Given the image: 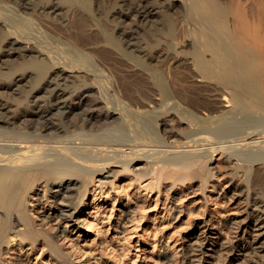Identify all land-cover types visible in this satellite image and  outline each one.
I'll use <instances>...</instances> for the list:
<instances>
[{
    "label": "bare ground",
    "instance_id": "1",
    "mask_svg": "<svg viewBox=\"0 0 264 264\" xmlns=\"http://www.w3.org/2000/svg\"><path fill=\"white\" fill-rule=\"evenodd\" d=\"M111 18L118 45L75 4L0 0V264H264V0ZM121 43L167 84L132 63L113 83Z\"/></svg>",
    "mask_w": 264,
    "mask_h": 264
},
{
    "label": "rangeland",
    "instance_id": "2",
    "mask_svg": "<svg viewBox=\"0 0 264 264\" xmlns=\"http://www.w3.org/2000/svg\"><path fill=\"white\" fill-rule=\"evenodd\" d=\"M44 1H48V0H44ZM61 1L65 2V3L75 4L76 7L79 9V13L87 15V16H91L93 18L94 22L97 24L98 28L101 30V32L103 34V38L106 41H108L111 45H118L120 43L117 40L118 28L115 24L116 22L114 23L112 21V18H111L112 9L119 2V0H102L103 9L100 12L97 10L96 0H61ZM156 37L158 40H156V39L151 40V37H150L152 46L157 45L159 43V41H161L160 43H163L164 47L167 46L166 42H168V38H169V36L167 35V31H165L164 34L159 35V36H154L153 38H156ZM142 40L147 43V41L149 40V35L147 33H143L142 34ZM2 45H3V42L0 44V46L2 47ZM126 47H127L126 45H123L121 43V52L123 51L122 54H124V50L127 51V52H125L126 54H124V56L122 58L125 61H123L122 59H119V60L114 59V60L109 61L110 63L108 62L109 64H107V66L110 68L108 70L109 71L108 75H110V77L113 79L112 80L113 83H115V82H116L115 84L119 83L121 85L120 87H122V88L126 87L127 83L130 82V79H129L130 75H128L129 72L127 70L128 69L127 67L130 66V64L132 63V67L134 66V68L138 69V71L145 70L148 67H149V69L151 68V71L156 74V78H157L156 82H157L158 87H161L164 84H167L168 80H167L166 76L162 74L161 66L160 67L155 66L154 65L155 61H152L151 59L148 60L147 58L142 57V55L139 53H134V52L132 53L131 51H129L130 49H128ZM150 50H151V54H153L155 52L154 51L155 49L151 48ZM90 59H89V61H90ZM112 61H115V62H112ZM98 65H99V63H98ZM135 65H136V67H135ZM108 67H106V73H108V71H107ZM50 71H53V69H51ZM111 78H110V80H111ZM117 78H119V81H117L118 80ZM46 81H47V79H45L42 82V84H45ZM59 82L61 84H63L62 77H60L56 81H53V83H55V84L59 83ZM134 84L139 85V82L137 81ZM117 86H119V85H117ZM14 90L16 91L17 89H15V87H14ZM17 100L18 99H16V98H5V96H3L0 93V102H4L6 105L11 106L10 111L8 112L9 115H12L13 112L16 111ZM34 110H35L34 112L38 113L40 111V108L39 109L36 108ZM74 117L79 118L80 116H79V114H77ZM85 117L86 116L82 115V118H85ZM154 126H156V125H154ZM154 126H152V128H151L153 131H154V129H156ZM157 130H159V129L157 128ZM159 131L161 132V130H159ZM157 136L162 137L163 136L162 132H161V135L157 134ZM221 159H222V157L217 156L216 160H214L212 166L217 171V175H218V178L220 179V183L222 184V186L226 187V186H229V184L227 183L229 172L226 169H224L223 167H221V163H222ZM225 190L228 191V188H225ZM55 191H57V190H55ZM199 198L200 197L197 198L196 202L201 203L202 200ZM187 199H190V201H193L195 199V197L192 194H190L187 197ZM227 205H229V204H227ZM233 206L240 208L243 205H240V206L233 205ZM206 244H207L206 248L208 250L212 251L213 247H211V243H206ZM241 254H242V252H241ZM147 260H149V262L152 261V259H147Z\"/></svg>",
    "mask_w": 264,
    "mask_h": 264
}]
</instances>
